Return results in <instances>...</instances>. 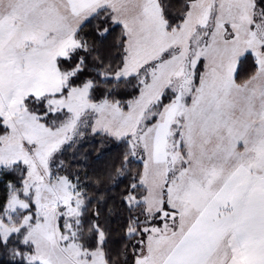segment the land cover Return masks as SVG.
<instances>
[{
  "label": "rangeland",
  "instance_id": "374dc122",
  "mask_svg": "<svg viewBox=\"0 0 264 264\" xmlns=\"http://www.w3.org/2000/svg\"><path fill=\"white\" fill-rule=\"evenodd\" d=\"M0 2L9 21L0 24V170L26 168L21 195L13 191L0 214L1 236L23 229L31 251L22 257L29 264H105L99 248L88 252L77 241L78 185L52 171L61 148L88 126L127 139L143 162L146 192L133 202L144 205L156 226L145 231L151 244L130 264H161L171 238L162 217L189 211L213 184L249 171V123L264 102V18L253 16L252 0H189L180 27L168 29L158 0L110 3L113 22L126 34L115 77L147 69L139 95L124 109L90 102L89 83L62 92L70 73L57 60L80 47L76 30L89 16L74 15L62 0ZM247 53L258 69L237 84L235 69ZM40 101L67 117L47 126L28 104Z\"/></svg>",
  "mask_w": 264,
  "mask_h": 264
},
{
  "label": "trees",
  "instance_id": "16d2710c",
  "mask_svg": "<svg viewBox=\"0 0 264 264\" xmlns=\"http://www.w3.org/2000/svg\"><path fill=\"white\" fill-rule=\"evenodd\" d=\"M252 2L253 16L264 18V0ZM158 5L167 28L176 29L185 20L190 3L189 0H158ZM75 35L80 47L57 60L58 69L70 73L62 92L89 83L90 102L118 103L126 109L139 95L143 77L147 79V69L127 77H115L124 64L126 34L121 25L113 22L111 9L102 8L92 14ZM257 69L255 57L247 53L237 63L234 82L244 83ZM28 104L51 128L68 115L48 111L42 101ZM55 159L54 175L77 184L83 201L78 243L88 252L99 248L105 264H130L133 254L138 253L137 242L143 240L149 227L156 225L148 223L144 205L133 202L146 192L140 183L144 164L132 154L128 140L100 131L91 132L87 126L76 130ZM25 176L26 168L21 164L0 170L1 215L12 192L21 195ZM159 220L156 219V224ZM22 235L23 229L5 239L0 234V264H29L22 256L31 251V246L21 240Z\"/></svg>",
  "mask_w": 264,
  "mask_h": 264
},
{
  "label": "crops",
  "instance_id": "0c3cea01",
  "mask_svg": "<svg viewBox=\"0 0 264 264\" xmlns=\"http://www.w3.org/2000/svg\"><path fill=\"white\" fill-rule=\"evenodd\" d=\"M62 1L74 15L80 12L90 17L121 0ZM4 9L5 4L0 2V24L8 25ZM254 116L258 118L249 123V171L213 184L208 197L191 202L189 211L178 213L173 209L174 218L162 217L168 220L166 228L171 238L167 250L160 252L161 264H264V102ZM148 241L144 237L137 242L138 253L142 245L151 244Z\"/></svg>",
  "mask_w": 264,
  "mask_h": 264
}]
</instances>
